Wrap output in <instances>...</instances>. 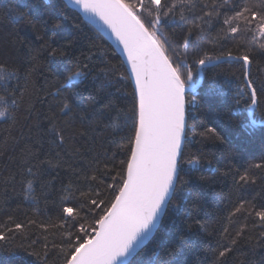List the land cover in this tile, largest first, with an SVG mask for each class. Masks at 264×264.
<instances>
[{
  "label": "trees",
  "instance_id": "obj_1",
  "mask_svg": "<svg viewBox=\"0 0 264 264\" xmlns=\"http://www.w3.org/2000/svg\"><path fill=\"white\" fill-rule=\"evenodd\" d=\"M30 2L0 0V64L5 65L0 100L6 101L8 111L0 119V233L6 237L0 241V264H63L69 234H79V223L63 208L84 205L86 213L92 207L88 196L103 198L102 207L112 199L109 185L119 186L117 174L129 156L138 100L118 52L87 20L63 0H41L31 22L12 14ZM161 3L155 30L159 27L158 36L183 51L188 65L199 67L195 61L205 54L211 61L228 57L224 54L229 51L233 57L248 54L249 78L254 85L264 84V30L254 24L245 31L241 22L232 21L241 29L232 33L224 23L259 0ZM172 5L176 7L168 13ZM142 19L151 30L154 16L145 13ZM52 49L58 54L50 55ZM33 67L29 74L26 70ZM244 67L242 60H227L203 68V86L211 85L216 94L198 96L199 103H188L187 94L184 159L198 157L203 166L197 171L181 165L186 190L176 193L159 230L130 264H264V222L254 214L264 210V169L254 167L264 162V125H258L264 107L254 114L256 127L241 126L249 123L246 98L235 105ZM77 70L84 73L81 81L57 93L66 76ZM63 103L73 109V117L66 119H74V130L66 134L71 140L56 145L51 143L48 117L50 110L59 113ZM236 107L240 111L230 116ZM211 128L223 142L207 131ZM246 170L255 183L239 181ZM17 223L23 228L17 229ZM241 229L243 235L237 237ZM225 247L231 251L219 257ZM172 249L176 253L169 256Z\"/></svg>",
  "mask_w": 264,
  "mask_h": 264
},
{
  "label": "snow or ice",
  "instance_id": "obj_2",
  "mask_svg": "<svg viewBox=\"0 0 264 264\" xmlns=\"http://www.w3.org/2000/svg\"><path fill=\"white\" fill-rule=\"evenodd\" d=\"M74 3L85 13L103 20L124 45L135 77L134 93L138 96V108L134 109L137 116L135 131L128 138L129 156L122 162L124 165L122 173L117 174L119 186L109 185L113 190L112 199L102 207L105 201L99 198L100 193L96 192L95 196L99 199L88 196L92 207H88L86 213L82 211L84 205L76 209L63 208L68 217L79 223V234L75 236L69 234L63 264H125L124 258L132 254L147 239L176 193L186 190L184 186L188 181L180 175L181 165L187 163L197 171L203 166L198 157L184 159L182 145L186 139V90H189L190 96L188 103H199L198 96L202 98L203 95H215L216 90L211 85L205 89L202 74L197 73L194 78L191 66L186 62H182L183 70L179 63L174 67L172 60L165 54V46L157 37L155 30V25L160 24L163 12L161 0H148L147 5L145 0H137L136 4L126 3L125 0H74ZM40 5L41 0H31L21 7V11L12 10V14L31 22L32 12L39 10ZM175 7L176 5L168 7V13H172ZM23 9H27V12ZM137 9L140 10V14L137 13ZM145 13L147 16H154V20H149L151 30L145 26L142 19ZM232 21L241 22L245 31L250 30L254 24L264 30V0H259L258 4L251 6L245 5L231 20H224L225 24L230 25L229 30L232 33L239 32L240 24L233 25ZM57 54L56 49L50 52L53 56ZM59 55L64 53L61 51ZM224 55L232 57L231 51ZM232 58L242 60L245 65L243 78H238L241 87L236 92L235 105L239 106L241 99L246 98L244 111L248 114L249 123L241 126L254 128L258 123L253 118L254 114L259 108L264 107V84L254 85L253 79L249 78L246 65L251 64L252 60L248 54ZM211 60L212 57L205 54L203 59H198L195 63L204 66ZM4 68L5 65L0 64V71ZM26 71L30 74L35 68ZM83 76L84 73L79 70L69 73L65 83L57 88V93H60L62 88L76 86ZM56 98L59 99L58 96ZM12 103L15 104V100ZM105 107L110 108L111 105ZM239 111L238 107L233 108L229 115H235ZM2 115L4 114L0 113V116ZM67 117H73V109L68 103H63L59 113L50 110L48 119L52 124L49 130L52 144L60 145L64 144L66 139L71 140V135L66 134L70 129L74 130V119L68 120ZM61 123L64 127L60 126ZM259 124H264V117L259 120ZM207 131L212 133L215 139L224 141V137L216 128ZM207 163L211 165L212 161L209 160ZM254 167L264 169V162L257 163ZM92 179L96 180L97 177L93 176ZM239 181L244 184L256 182L247 170L239 176ZM31 187L29 182V190ZM243 207L241 204L236 211L240 212ZM97 209L99 212L93 215ZM254 214L264 222V210L255 211ZM15 227L21 229L23 225L17 223ZM241 235L243 229L236 233L237 237ZM4 240L5 235L0 233V241ZM232 243H236V238L232 239ZM230 251V248L225 247L219 252V257H225ZM175 253L176 250L172 249L168 255L174 256ZM162 264L170 262L163 260Z\"/></svg>",
  "mask_w": 264,
  "mask_h": 264
},
{
  "label": "water",
  "instance_id": "obj_3",
  "mask_svg": "<svg viewBox=\"0 0 264 264\" xmlns=\"http://www.w3.org/2000/svg\"><path fill=\"white\" fill-rule=\"evenodd\" d=\"M70 8L74 9L75 11H77L85 20H87L96 30H98L111 44L112 46L116 49V51L118 52L120 58L122 59V61L124 62L129 77L131 79L133 88L135 90V77L134 74L132 73V67H131V63L128 60V54L124 49V45L117 39L116 35L112 32L111 28L108 27L107 24L104 23L103 20H101L99 17L96 16H91L90 14H87L83 11V9L76 5L74 3V0H63ZM233 57V56H232ZM232 57H225V58H221L218 60H214V61H210V62H206V64L204 66H199V73H201V79L203 80V68L206 67H212V66H216L218 64H221L227 60H237L234 59ZM247 67V71H248V76L250 74V64L246 65ZM189 90H186V95H185V99L186 96L188 94ZM137 96V95H136ZM137 100H138V96H137ZM185 120H186V128H185V132L187 131V102L185 104ZM258 125H264V124H259ZM185 141L183 142V150L185 147ZM169 206V205H168ZM168 206L164 209L157 225L153 228L152 232L148 235L147 239H145L140 246L132 253L130 254L128 257L124 258L125 259V264H130L131 261L149 244V242L153 239V237L155 236V234L157 233V231L159 230L161 223L163 221V218L166 214V211L168 209Z\"/></svg>",
  "mask_w": 264,
  "mask_h": 264
},
{
  "label": "rangeland",
  "instance_id": "obj_4",
  "mask_svg": "<svg viewBox=\"0 0 264 264\" xmlns=\"http://www.w3.org/2000/svg\"><path fill=\"white\" fill-rule=\"evenodd\" d=\"M158 31H160V28L158 27L156 29V35L159 38V40L164 44L166 52L165 54L168 55V57L172 60L173 62V66H177V64L179 63L181 65V69L183 70V63L182 62H186L185 58H183V51L180 49H176L173 48L171 45H169L168 43H165L164 40H162V38L160 36H158ZM168 52V54H167ZM192 72L194 74V78L196 77L197 73H199V67L196 68H192ZM0 113H3L4 115L0 116V119H5L8 115V111H7V105H6V101L4 100H0Z\"/></svg>",
  "mask_w": 264,
  "mask_h": 264
}]
</instances>
